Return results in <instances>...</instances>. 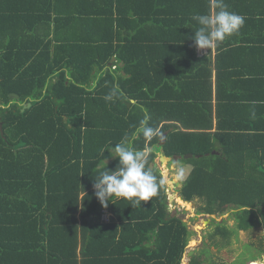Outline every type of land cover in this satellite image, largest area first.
I'll use <instances>...</instances> for the list:
<instances>
[{
    "label": "trees",
    "instance_id": "16d2710c",
    "mask_svg": "<svg viewBox=\"0 0 264 264\" xmlns=\"http://www.w3.org/2000/svg\"><path fill=\"white\" fill-rule=\"evenodd\" d=\"M254 1L256 13L229 6L244 27L200 57L191 17L208 0H0V264H182L192 232L159 168L158 194L141 206L113 197L104 208L94 194L103 150L145 113L162 131L150 167L160 151L180 157L192 166L184 201L234 210L236 229L217 224L213 246L264 228V0ZM116 86L125 98L106 102ZM250 245L242 263L264 256V239ZM220 259L207 248L189 264Z\"/></svg>",
    "mask_w": 264,
    "mask_h": 264
},
{
    "label": "clouds",
    "instance_id": "9594fccd",
    "mask_svg": "<svg viewBox=\"0 0 264 264\" xmlns=\"http://www.w3.org/2000/svg\"><path fill=\"white\" fill-rule=\"evenodd\" d=\"M208 9L204 14H194L191 17L195 22V34L191 39L198 50L218 48L228 38L239 34L245 25L246 17L231 11L226 0H208ZM124 98L125 94L118 90V86L103 97L106 102L113 103ZM149 121L150 116L145 113L138 126H131L132 130L125 132L118 143L103 150L104 170L94 178L93 187L96 198L104 208L112 202L113 197L127 200L131 206H141L142 201H149L158 194L160 181L150 167V160L154 151L152 141L160 138L162 131ZM139 138L144 141L143 148H137L134 144ZM109 158L118 160L114 170L107 167ZM170 201L175 204L173 200Z\"/></svg>",
    "mask_w": 264,
    "mask_h": 264
},
{
    "label": "rangeland",
    "instance_id": "374dc122",
    "mask_svg": "<svg viewBox=\"0 0 264 264\" xmlns=\"http://www.w3.org/2000/svg\"><path fill=\"white\" fill-rule=\"evenodd\" d=\"M155 162H157L159 169L161 168L160 170L162 175L164 174V176H166L169 181H173L167 184L169 187L168 194L171 200H174L178 203V195L172 194L174 190L176 191L174 187L175 182H179L182 185V183L190 175L192 166L178 160L176 162H172V164L170 163V165H168L166 161L165 165H163L164 167L161 165L159 158H157ZM171 203L172 201L169 200L170 211L175 216L181 218L188 225L189 230L192 232L190 241L188 242L187 252L184 256L182 264H189L191 258L187 257L188 252L193 251L194 254L201 253V251H205L207 248H209L212 254H216L218 258L220 256V260H222L225 264H238L237 262L246 264L242 263L244 262L243 258H245L242 255V252L247 248L246 246H249V244H256L257 248H259L261 242L264 239V228L263 226H258L251 232L237 231L236 235L231 238L229 244H227L226 247L222 246V248H218L212 245L210 239V236L215 231V227H211L212 225L210 222L212 220L208 216L198 217L199 211H201L204 207V204L201 201L198 199L194 200L192 204H190V207L177 204V207L174 209L170 205ZM227 212L228 211H225L222 215L217 216V219L221 221L222 219H226L228 217L232 218L233 213L230 215ZM226 224L229 225V227L236 229V222L233 218L230 221L228 220ZM218 243V245H220L221 242L218 241ZM251 245L250 247H252ZM249 264H252V262ZM253 264H264V256L261 257V260L253 262Z\"/></svg>",
    "mask_w": 264,
    "mask_h": 264
},
{
    "label": "water",
    "instance_id": "95a60500",
    "mask_svg": "<svg viewBox=\"0 0 264 264\" xmlns=\"http://www.w3.org/2000/svg\"><path fill=\"white\" fill-rule=\"evenodd\" d=\"M11 97L12 98H18V95H16V94H11ZM29 107H31V103H29L26 107H24L23 108V110L22 111H24L26 108H29ZM0 131L2 132V126H0ZM194 157V155L193 154H189V155H186L185 156V159H191V158H193ZM160 163H161V165L163 166V165H165V162L167 161V164L169 165L170 163H172L173 161L175 162V161H180V157H175V158H173V157H167V156H165L164 154H163V152L162 151H160ZM159 168L158 167V165H157V162H155V164H153L152 166H151V169H154V168ZM164 167V166H163ZM161 169V168H160ZM163 176H164V174H163ZM166 176H164V179H165V181H166V184H169V182H173V181H169L168 180V178L166 177ZM167 179V180H166ZM168 181V182H167ZM174 187H175V189H176V191L174 190L172 193H173V195L174 194H177L178 195V197L182 200V201H184L183 200V198L181 197V195H180V189H181V187H182V185H181V183H179V182H175V185H174ZM171 200V199H170ZM173 202H175L174 200H173ZM185 203H190V204H192V202H188V201H184ZM175 204H178L177 202H175ZM226 211V207L225 208H223L221 211H220V214H223L224 212ZM211 224H214V222H210ZM193 254H194V252L193 251H190V252H188V254H187V257L188 258H191V256H193Z\"/></svg>",
    "mask_w": 264,
    "mask_h": 264
},
{
    "label": "crops",
    "instance_id": "0c3cea01",
    "mask_svg": "<svg viewBox=\"0 0 264 264\" xmlns=\"http://www.w3.org/2000/svg\"><path fill=\"white\" fill-rule=\"evenodd\" d=\"M259 2H255L253 3V0H230L229 2V6L235 9H240L243 10L245 12H249V11H254L253 13H256L258 11L257 6L259 5ZM241 15L245 16L244 13H240ZM200 57H203L205 55H208L209 50H200ZM204 54V55H203ZM160 157V154H159ZM179 169V168H178Z\"/></svg>",
    "mask_w": 264,
    "mask_h": 264
},
{
    "label": "flooded vegetation",
    "instance_id": "af4514ba",
    "mask_svg": "<svg viewBox=\"0 0 264 264\" xmlns=\"http://www.w3.org/2000/svg\"><path fill=\"white\" fill-rule=\"evenodd\" d=\"M173 158H175V156L173 157ZM174 162V161H173ZM176 162V161H175ZM172 164V163H171ZM170 165V164H169ZM226 211H228L227 213L228 214H232L233 212H234V210H232V209H230V208H228V207H226ZM204 211L203 210H201V211H199V214H198V217H200V216H208L212 221L211 222H214V224H211L212 226L211 227H215L216 228V225L217 224H221V223H226V222H228V220L230 221V220H232V218L231 217H228V218H226V219H222L221 221H219L218 219H217V216H219V215H222V214H220V212L218 213V214H213V215H210V214H206L205 212L203 213ZM229 215V216H230ZM197 217V218H198ZM229 226V225H228ZM233 228V227H232Z\"/></svg>",
    "mask_w": 264,
    "mask_h": 264
},
{
    "label": "bare ground",
    "instance_id": "6f19581e",
    "mask_svg": "<svg viewBox=\"0 0 264 264\" xmlns=\"http://www.w3.org/2000/svg\"><path fill=\"white\" fill-rule=\"evenodd\" d=\"M165 171H166V170H165ZM177 201H178V204H180V205H185V206H187V207H190V203H185V202L182 201L180 198L177 199Z\"/></svg>",
    "mask_w": 264,
    "mask_h": 264
},
{
    "label": "built area",
    "instance_id": "2783aa9c",
    "mask_svg": "<svg viewBox=\"0 0 264 264\" xmlns=\"http://www.w3.org/2000/svg\"><path fill=\"white\" fill-rule=\"evenodd\" d=\"M170 205L173 207V209L177 207L176 204L173 203H171Z\"/></svg>",
    "mask_w": 264,
    "mask_h": 264
}]
</instances>
